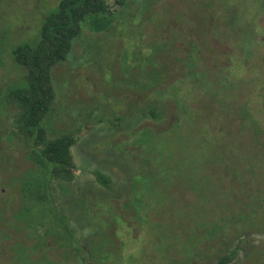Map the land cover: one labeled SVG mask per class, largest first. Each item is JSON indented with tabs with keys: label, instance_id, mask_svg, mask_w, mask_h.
<instances>
[{
	"label": "rangeland",
	"instance_id": "obj_1",
	"mask_svg": "<svg viewBox=\"0 0 264 264\" xmlns=\"http://www.w3.org/2000/svg\"><path fill=\"white\" fill-rule=\"evenodd\" d=\"M107 1L113 3V0ZM57 2L0 0V202L6 200L4 213L0 214V229L9 234L6 239L0 238V264H21L13 258V247L17 249L22 245L28 253L26 264H111L103 263L102 249L95 256L89 253L88 239L104 233L111 235L118 244L107 260H116L114 264H215L216 259L196 256L202 236L194 233L191 219L201 223L198 207H193L195 212L188 217L191 219L184 221L180 217L191 212L190 207L181 203V168L192 163L188 141L196 147L202 139L211 138L206 145L208 148L203 149L206 161L200 162L205 171L212 169L207 162L211 159L210 148L224 154V150L252 145L248 140L250 136L240 134L234 121L235 110L241 102L255 100L258 106L255 114L264 127V0H131L126 8L112 6L116 19L108 31L91 33L84 24L66 62L55 66L52 74L56 98L50 118V138L70 134L76 139L71 149L75 179L67 183L50 181L46 202L50 204L51 200L62 215L74 217L71 221L75 239L68 241L73 242V246L65 247H61L53 235H49L45 243L37 239L38 235L50 231L53 218L50 219L49 212L42 225L25 230L20 223L26 217V209L18 189L36 177L31 174L37 167L25 156L30 144L15 125L17 106L11 102L3 104L7 94L19 88L24 80L23 73L13 62L12 50L36 36L41 20ZM152 70L165 71L162 90L169 98L186 100L184 89H195L197 95L193 92L190 96L196 101L187 102L192 108L184 113L169 100V113L164 121L156 123L149 116H143L146 93H149V90L142 93L143 88L149 86L155 90V80L159 76ZM190 71L207 73L203 80L208 81L209 96L214 100L219 91L211 81L216 82L225 75L228 81L233 80L231 83L236 79L242 82L223 85L225 89L216 112L213 99L203 95L207 89H203L202 81L193 80ZM134 108L138 114H132ZM182 122L187 132L185 137L179 135L176 139L173 133ZM232 124L235 136L231 135ZM149 128L158 135L154 141ZM163 130L167 131L160 135ZM219 130L225 131L227 139L223 135L215 137L214 133ZM139 137L147 145L143 148L145 158L149 161V156L155 157L150 163H156L153 166L163 173L158 176L157 172H151L153 176L149 182L154 183L155 188L146 192V212L158 208L161 217L170 219V226L176 223L177 230H167L160 221L156 228L150 225L148 232L147 225H141L138 211L133 207L117 211L121 218L113 214L114 210L107 209L108 204L117 209L121 202L129 199L128 187L122 190L127 176L117 162L124 161L122 157L126 151L133 155L135 163L141 162V157H136L139 147L134 144ZM154 146L159 148H152ZM113 154L122 157L114 158ZM251 156L255 163L259 160L257 154ZM260 160L264 163L263 157ZM230 161L237 165V159ZM126 162L129 167L134 166V162L127 159ZM147 169L151 170L150 166ZM173 169V176H170ZM96 170L112 177L109 189L96 182ZM12 178L18 181L11 183ZM199 184H203V177ZM34 189L38 190L37 185L29 188ZM107 197L110 203L104 201ZM34 200V197H27V206ZM208 200L212 201L211 196ZM87 205L91 208L89 218L84 211ZM17 211L20 222H12ZM259 216L260 226L254 225L256 231L246 234L243 249L230 264H264V207ZM10 220L11 223L7 222ZM183 223L186 225L182 230ZM158 232L164 233V237ZM107 241V236H102L100 243ZM249 245L254 246L252 250L255 251L244 257V248ZM206 246L202 244L200 248ZM234 246L235 243L229 245ZM29 247L36 248L32 251ZM64 250L68 253L66 259Z\"/></svg>",
	"mask_w": 264,
	"mask_h": 264
},
{
	"label": "trees",
	"instance_id": "obj_2",
	"mask_svg": "<svg viewBox=\"0 0 264 264\" xmlns=\"http://www.w3.org/2000/svg\"><path fill=\"white\" fill-rule=\"evenodd\" d=\"M129 1L131 0H113V3L110 4L107 0H58L57 6L41 20L40 28L36 36L32 40L18 44L12 50L13 62L21 73H23L24 80L19 88H15V90L7 94L8 98L3 99V104H10L11 102L17 106L18 111L16 113L15 125H18L22 135L30 144V148H27L25 156L27 160L32 161L37 167V169H35L36 172L33 171L31 174L36 177H34L31 182H26L24 186L18 189L22 204L26 209V217H23V222L19 221V208L18 211L13 214L12 222L18 221L25 227V230H28L34 226L36 227L44 224L47 220V213L49 212L50 219L51 216L53 218L50 224V231H45L43 234L38 235L37 238L43 243H45L49 235H53L56 238V242L61 245V247L73 246V242L71 243L68 241H71L70 239H75V229L71 221V218L73 220L74 217L72 215L71 218L62 215L61 211L55 207L51 200L50 204L46 203L49 200L48 183L50 181L67 183L75 179L74 155H72L71 152L72 147L76 143L75 137L70 134H61L54 138H50V118L54 110L56 98L52 77L53 69L55 66L66 62L72 49L73 42L81 36L84 24L86 29L90 30L91 33H103L108 31L116 19L112 6L118 5L119 8H126ZM166 45L167 43L165 46ZM152 71L157 72L155 70ZM157 73H159V76L155 80L156 89L154 90V88L149 86H144L143 88V91L150 89L154 93L151 98V103L143 106V115H150L156 123L166 119L169 113L167 106L169 100L174 101L185 113L188 108H192L191 105H187V102L191 104L192 100H195V98L190 95H192L193 92V94H196L195 89L192 91V88H187L184 89L185 95L187 96L186 100L181 97L169 98L165 90H162L164 88L162 85L165 83L166 79L164 78L165 71ZM160 74L163 76V79ZM189 74L192 76L193 80L202 81L203 89H207V93L203 95L212 98L209 96V87L206 86L208 81L203 80L207 73L200 71L199 74H196L190 71ZM215 81L216 82H211L218 87L215 90L219 91V94H216V97H214L215 100L212 99L214 101L213 109L217 112L220 107V95H223V90L225 89L223 85L227 84V86H231L234 85L233 83L239 85V82L242 81L236 79L231 83L233 80L230 79V81H228L225 75H221L220 78ZM170 84L172 83L168 85ZM128 86L132 87V84L129 83ZM176 86L180 91L181 88L178 84ZM249 89L253 91V89ZM248 103L250 106H248ZM146 105H149L148 112L145 108ZM256 108H258V106L255 104V100L241 102V105L236 108L234 114V121L237 123L239 133L250 136L248 140L252 145L248 146V148H234L229 151L224 150V154L222 152L213 151V148H210L209 155L211 159L207 162L212 167L211 171L202 170L200 163L202 160H205L203 159V149L208 148L206 145L211 138L202 139L196 144V147L188 141V148H190L192 152V163H190L189 166L181 168L182 182L179 187H182L181 203H183L184 206L187 205L190 207L191 212H186L185 216L180 217L184 221L191 219L188 217L195 212L193 207H198V211L201 213L198 215L201 223L194 222V220L191 219L194 224V233L202 236L198 244L199 250L196 256L198 258L209 257V259L212 258V260L216 259L215 264L232 263L238 251L243 249L242 243L247 239L245 238L246 234L256 231L253 228L254 225L256 227L260 226L259 213L262 211V207H264V203H262L264 201V163L260 160L262 157L264 158V127L259 123L258 114H255ZM136 111L137 109L134 108L132 114H135ZM136 114H138V112ZM183 124L184 122L177 128V132L173 133L176 139L179 135L185 137L187 131L182 127ZM216 126L220 127L217 123ZM233 128V133H231V135L235 136V126H233ZM149 130L151 140L154 141V137H158V135L154 134L150 128ZM166 131L167 130L161 131L160 135ZM214 135L215 137L223 135L224 138L227 139L225 131L222 130L215 132ZM134 144L139 147L137 149L140 152L136 155L141 157V162L134 163V166L129 171L132 201L120 203L117 209L111 204L107 206L114 211H127L133 207L138 211L141 225H147L149 231L150 225L156 228L157 225L160 226V221L161 226H165L167 230H177L178 227L175 226L176 223L170 226V219L168 217H161L158 208L146 212L147 208L144 204V199L148 195L146 192L155 188V184L149 182L153 176L151 172H157L158 176L162 172L153 166L156 163H150L151 160L155 161V157L149 156L151 159H149V161L145 158L146 153L143 151V148H147L146 142L139 137L138 140L134 141ZM152 148L159 147L154 146ZM142 153L144 156H142ZM251 154H257L259 160L257 159L256 163ZM132 156L133 155L125 154L124 158L132 161ZM233 158L237 159V165L235 166L230 161V159ZM149 166H151L152 171L147 169ZM260 166H262V168ZM174 170L175 169L172 170L170 176H173ZM95 176L102 185L106 187L109 186L110 179L106 174L101 171H96ZM202 177L203 184H199ZM14 181H18V179L12 178L10 180L11 183H14ZM34 185H37L38 190H29V188ZM209 196L212 198L210 203L208 200ZM27 197H34L35 199L34 202L28 206ZM105 202L110 203V199H106ZM5 203L6 200L2 203L0 202V214L4 213L3 205ZM82 203L85 204V201H82ZM70 204L72 205V203ZM70 207L73 206H69V208ZM89 209H91L90 205L84 208L87 218L90 216ZM154 213L157 215L155 216ZM113 214L121 218L118 213L115 212ZM7 222L11 223V220ZM185 225L186 224L183 223L180 228L183 230ZM158 233L161 234L162 238L164 237V233ZM180 234L181 233L178 235ZM102 236H107L108 241L106 243H100ZM102 236H98L95 239H88L87 244L90 243L89 246L91 248L89 253L95 256L97 253L100 254V249H102L101 253L105 255L103 263L110 262L114 264L116 260H107H109V256L113 255L114 252L112 250L115 249L118 244L112 240L111 235L104 233ZM8 237L9 234L0 229V238L6 239ZM223 241L225 242L222 243ZM234 243V248L229 247L230 244ZM202 244H207L205 249L200 248ZM252 247L254 246L250 247L249 245L244 248V257L252 255L255 251L252 250ZM13 248L18 255L17 256L13 251L14 260H18L21 264H26L28 261V253L25 246L22 245V247L17 249L15 247ZM35 248L36 247H29V250L34 251ZM81 250H83V248ZM207 250L211 252L208 253ZM65 252L66 256L63 254L64 259H66L68 255L67 251ZM86 254L88 255V253ZM26 257L27 260L24 259ZM75 258L74 256V259ZM81 259L86 261L87 257H82Z\"/></svg>",
	"mask_w": 264,
	"mask_h": 264
},
{
	"label": "flooded vegetation",
	"instance_id": "obj_3",
	"mask_svg": "<svg viewBox=\"0 0 264 264\" xmlns=\"http://www.w3.org/2000/svg\"><path fill=\"white\" fill-rule=\"evenodd\" d=\"M149 90V93H146L147 94V102L145 103V104H150L151 103V98L153 97V95H154V93L150 90V89H148ZM147 91V90H146ZM146 91H143L142 93H145ZM137 92H139V91H137ZM141 93V92H140ZM146 108V110H147V112H148V108L147 107H145ZM143 115V114H142ZM144 116V115H143ZM146 116H149L150 117V115H146ZM151 118V117H150ZM152 119V118H151ZM153 120V119H152ZM119 153H122V150H120V152ZM126 154L128 155L129 154V152L128 151H126ZM113 156H114V158H118L120 155H117V154H113ZM120 157H122V156H120ZM125 157V155H123V162H117V166H119L121 169H122V171H123V173H125L126 174V176H127V181H126V185H125V187L122 189V190H125V188H126V186L128 187V193H127V195H128V197H129V199L127 200V201H132V195H131V193H130V174H129V171H130V169H131V167H129V164H128V162H126V158H124ZM136 157H138V156H136ZM119 160V159H118ZM131 162H134L133 161V156H132V161ZM135 163V162H134ZM133 163V164H134ZM139 163V162H138ZM150 168H151V166H150ZM96 171H99V170H96ZM95 171V172H96ZM151 171H152V169H151ZM95 172H94V174H95ZM105 174V173H104ZM107 176H108V178L110 179V183H109V186L108 187H106V186H104V185H102L98 180H97V178H96V182L98 183V184H100V185H102L103 186V188H105V189H109L110 188V184L113 182V179H112V177L111 176H109L108 174H106ZM129 176V177H128ZM96 177V176H95ZM122 190H120V191H122ZM171 190V189H170ZM119 191V192H120ZM169 192V191H168ZM107 194V193H106ZM106 194H103V196H105L106 197ZM106 199H110L109 197H107ZM106 199H104V201L106 200ZM125 201V200H124ZM127 201H125V202H127ZM121 203H124V202H121ZM107 209H109V208H107ZM128 211V210H127ZM117 213V211H114V213ZM148 232H149V230H148Z\"/></svg>",
	"mask_w": 264,
	"mask_h": 264
}]
</instances>
